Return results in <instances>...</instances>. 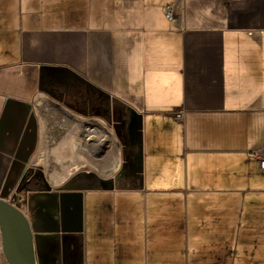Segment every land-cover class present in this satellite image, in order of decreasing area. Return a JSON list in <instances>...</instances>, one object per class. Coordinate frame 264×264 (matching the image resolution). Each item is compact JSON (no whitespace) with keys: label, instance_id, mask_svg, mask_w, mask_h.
Returning <instances> with one entry per match:
<instances>
[{"label":"crops","instance_id":"1","mask_svg":"<svg viewBox=\"0 0 264 264\" xmlns=\"http://www.w3.org/2000/svg\"><path fill=\"white\" fill-rule=\"evenodd\" d=\"M45 1L0 0V173L29 157L56 197L32 194L28 206L65 209L32 218L37 263L263 255L264 0H121V26L104 24L107 0L82 24L70 23L76 13L61 23ZM52 67L83 90L45 87L71 74ZM91 92L127 111V137L95 113ZM130 109L142 115L141 179Z\"/></svg>","mask_w":264,"mask_h":264},{"label":"flooded vegetation","instance_id":"2","mask_svg":"<svg viewBox=\"0 0 264 264\" xmlns=\"http://www.w3.org/2000/svg\"><path fill=\"white\" fill-rule=\"evenodd\" d=\"M80 81L81 80L77 79L76 76L70 74L68 77L59 76L53 79L47 78L42 82L45 87L58 88L61 92H69L71 89L82 91L83 88ZM91 99L93 100V109L95 113L104 117H109L110 126L120 139L121 137H127L128 131L123 121H121V118L123 119L122 113H127V111L121 108V105L117 103H112L110 108L105 105L104 107L101 106L100 97L95 92H91ZM10 165H12V167ZM32 194H42L53 198L56 197V194L52 191L46 179L43 166L33 164L29 157L24 160L15 158L10 160L9 166L3 173V177L0 178V197L6 201H13L15 204L19 205L21 211L30 219L44 216L62 218L64 216L65 209L62 206L60 207L59 204H57L56 210L54 205L47 209L32 210L28 206V201L30 197H32Z\"/></svg>","mask_w":264,"mask_h":264},{"label":"water","instance_id":"3","mask_svg":"<svg viewBox=\"0 0 264 264\" xmlns=\"http://www.w3.org/2000/svg\"><path fill=\"white\" fill-rule=\"evenodd\" d=\"M54 70L73 72L65 67H52ZM79 77L78 75H76ZM131 119L129 123L130 136L138 143V151L134 159L138 162L135 174L142 178V115L130 109ZM55 210L57 203L54 204ZM81 204L79 206V227L81 231ZM37 232L35 223L21 211L19 205L13 201H6L0 197V233L3 255L8 264H37L34 249L33 234Z\"/></svg>","mask_w":264,"mask_h":264},{"label":"rangeland","instance_id":"4","mask_svg":"<svg viewBox=\"0 0 264 264\" xmlns=\"http://www.w3.org/2000/svg\"><path fill=\"white\" fill-rule=\"evenodd\" d=\"M110 2V4L113 3L114 8H109L108 12L105 11V13L108 16L109 19L104 21V24L116 25L121 26V0H107ZM45 11L46 12H52L53 15H56L60 17L61 23L63 24H69V17L73 13H76V19L75 21L72 20L70 23L72 24H82V20H85V17L91 12L95 7H98L101 5L99 0H46L45 1ZM93 12H96V10H93ZM89 15V16H90ZM94 18H98L99 15L94 14ZM81 19V20H80ZM101 23V19H97ZM81 21V22H80ZM0 53L2 56V50L0 47ZM0 73H3L0 71ZM1 102V99H0ZM3 173L1 171L0 178L3 177ZM10 174V173H9ZM12 177V175H11ZM107 216H109L111 219L115 217V212L112 209H108L104 211ZM104 213V214H105ZM1 242V238H0ZM240 250V249H239ZM240 252V251H239ZM234 253L231 255V261L235 264H264V253L263 255H254L252 253ZM36 255V251H35ZM115 257V253L113 254ZM112 255V257H113ZM114 259V258H113ZM37 262V259H36ZM38 264V263H37Z\"/></svg>","mask_w":264,"mask_h":264},{"label":"built area","instance_id":"5","mask_svg":"<svg viewBox=\"0 0 264 264\" xmlns=\"http://www.w3.org/2000/svg\"><path fill=\"white\" fill-rule=\"evenodd\" d=\"M165 15H166L167 18H171L172 17V12L170 11V9L166 10ZM176 117L177 118H182L183 117V111L177 112L176 113ZM255 155L259 159L260 168L264 169V149L255 150Z\"/></svg>","mask_w":264,"mask_h":264}]
</instances>
